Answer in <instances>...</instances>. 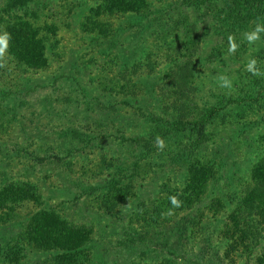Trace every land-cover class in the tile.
<instances>
[{
  "label": "rangeland",
  "instance_id": "obj_1",
  "mask_svg": "<svg viewBox=\"0 0 264 264\" xmlns=\"http://www.w3.org/2000/svg\"><path fill=\"white\" fill-rule=\"evenodd\" d=\"M111 1L30 0L11 16L48 64L6 51L0 68L4 264H75L57 245L67 230L85 264H264V216L244 202L264 160V87L251 96L246 70L264 68V33L250 45L227 31L229 0H145L139 13L106 12ZM170 195L183 205L162 215Z\"/></svg>",
  "mask_w": 264,
  "mask_h": 264
},
{
  "label": "trees",
  "instance_id": "obj_2",
  "mask_svg": "<svg viewBox=\"0 0 264 264\" xmlns=\"http://www.w3.org/2000/svg\"><path fill=\"white\" fill-rule=\"evenodd\" d=\"M29 1L30 0H9L8 4L4 6L5 9L3 10L2 15H0V29H4L3 32L0 31V35H3L4 33L9 34L6 51L10 53L14 59L18 60L19 62H23L26 66L32 67L31 69L34 70L39 68H46L45 66H47L48 64V60H46V58L44 57V50L46 46L43 48L39 41H37L33 37V34L30 32L29 27L25 23V21L19 19V17L21 16L11 18V16L16 15L15 12L19 11V8H21L23 5V7H25V5H27ZM185 1L187 3V6L199 9L201 6L206 5L211 0ZM144 3L145 0H112L108 5H106V12L125 7L122 8L125 9L123 12L133 11L134 13H139L140 7L143 6ZM224 4H227V6L225 8V5H223L220 9V19L223 21L232 19V21L230 20L225 24V26H230L227 31H231L234 33H241L242 31L248 32L254 29L256 23L259 22L264 24V0H229ZM104 9L105 6L101 10L102 13ZM4 14L5 16H3ZM6 15L8 19H6ZM225 26H223L222 28L220 27V30L222 31ZM215 27L217 28L219 26L216 25ZM28 40L29 42H27ZM257 66L261 71H264V68H261L259 64H257ZM247 75L250 76L248 91L249 93L251 92V96L257 97L259 95V91L264 87V76H253L248 71ZM127 85L129 86V84ZM121 86L123 87L124 85L122 84ZM250 95L248 97H250ZM231 100L232 99H228L226 102L231 103ZM220 111L221 108L219 106H214L211 110H208L206 116L201 120V126H205L208 123H211V120L218 116ZM179 123L181 122L179 121ZM185 127V125L182 126V128ZM253 175L256 179V184L253 189L245 192L244 202L249 207V210L247 211L248 214L253 213V211L255 210L257 217V212H260V215L264 216V210L262 208V206H264V193L261 191L262 189H264V160H262V163H257L255 165ZM204 177L208 178V175L206 174L204 175ZM197 196L198 195H196V197ZM257 199H259V201H257ZM244 229L243 232L248 237H256L257 235H260L261 237V232L259 233L258 231L253 230L248 226ZM63 236L64 238L66 237L65 240L61 238L57 241V245H59V248L74 252L67 253L62 260L65 261V263L66 261H68L69 263L85 264V262L87 261V257L82 258L78 254V252H75V249H77L80 244L75 240H72V235L69 234L68 230ZM14 249L15 245H5L4 247H0V264H4L5 262L7 263L8 257L9 255L13 254ZM14 255L15 257L16 255L20 257V255L22 256L23 254L20 253L19 250Z\"/></svg>",
  "mask_w": 264,
  "mask_h": 264
},
{
  "label": "clouds",
  "instance_id": "obj_3",
  "mask_svg": "<svg viewBox=\"0 0 264 264\" xmlns=\"http://www.w3.org/2000/svg\"><path fill=\"white\" fill-rule=\"evenodd\" d=\"M261 33H264V24L258 22L256 23L253 30L244 33V39L248 42V44L250 45L254 44L256 41L260 40ZM8 37H9L8 33H4L3 35H0V68L5 67L6 62L4 61V56L7 48ZM228 42H229L228 52L230 54H234L239 48V45L236 43L232 35H229ZM246 70L250 72L253 76H264V71H261L260 68L257 66V60L255 58L249 59V61L246 64ZM219 81L221 87H225L229 89L232 87L231 79L226 76L223 75L220 76ZM155 143L157 148L160 150H163V148L165 147V142L163 138L159 136L156 137ZM168 199L171 204V207L166 211V213H162V215L171 216L173 215V209L182 207L183 201L179 199L178 195H170Z\"/></svg>",
  "mask_w": 264,
  "mask_h": 264
}]
</instances>
